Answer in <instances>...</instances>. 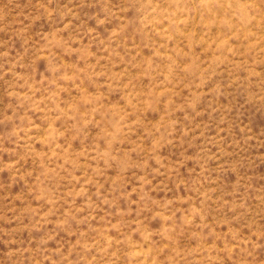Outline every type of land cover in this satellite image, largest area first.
<instances>
[{"label":"rangeland","instance_id":"obj_1","mask_svg":"<svg viewBox=\"0 0 264 264\" xmlns=\"http://www.w3.org/2000/svg\"><path fill=\"white\" fill-rule=\"evenodd\" d=\"M0 264H264V0H0Z\"/></svg>","mask_w":264,"mask_h":264}]
</instances>
